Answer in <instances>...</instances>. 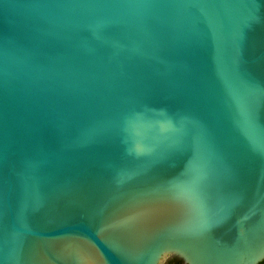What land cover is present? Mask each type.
I'll return each mask as SVG.
<instances>
[{
    "label": "water",
    "instance_id": "95a60500",
    "mask_svg": "<svg viewBox=\"0 0 264 264\" xmlns=\"http://www.w3.org/2000/svg\"><path fill=\"white\" fill-rule=\"evenodd\" d=\"M264 260V0H0V264Z\"/></svg>",
    "mask_w": 264,
    "mask_h": 264
},
{
    "label": "trees",
    "instance_id": "16d2710c",
    "mask_svg": "<svg viewBox=\"0 0 264 264\" xmlns=\"http://www.w3.org/2000/svg\"><path fill=\"white\" fill-rule=\"evenodd\" d=\"M182 264V263H181ZM259 264H264V260L262 262H260Z\"/></svg>",
    "mask_w": 264,
    "mask_h": 264
}]
</instances>
